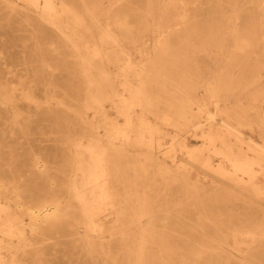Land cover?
<instances>
[{"label": "bare ground", "instance_id": "1", "mask_svg": "<svg viewBox=\"0 0 264 264\" xmlns=\"http://www.w3.org/2000/svg\"><path fill=\"white\" fill-rule=\"evenodd\" d=\"M3 9L0 27L14 32L23 19L34 40L10 43L35 53L22 60L32 80L0 82L13 115L3 134L16 140L0 141V264H52L50 253L70 252L80 257L68 264H237L241 236L252 240L239 264H264V221L162 161L164 132L149 120L194 130L199 147L174 139L168 154L178 144L193 165L264 202V0H0ZM18 96L39 112L22 114ZM37 118L57 131L61 157L12 153L15 131L34 136ZM255 126L263 143L242 133ZM28 163L39 176L24 178Z\"/></svg>", "mask_w": 264, "mask_h": 264}, {"label": "rangeland", "instance_id": "2", "mask_svg": "<svg viewBox=\"0 0 264 264\" xmlns=\"http://www.w3.org/2000/svg\"><path fill=\"white\" fill-rule=\"evenodd\" d=\"M20 7V6H19ZM23 8V7H20ZM7 9H3L0 11V22H5V17L7 16ZM24 20L21 19L18 21L16 28L13 29L14 32H11V29L7 26L0 27V82L3 84H6L10 87L15 88H21L24 81L32 80L33 74L28 73L26 70V66H24L23 58L29 57L30 55H33L35 52L32 49H23L17 45H14L10 43V41H15L16 44H20L21 42H26L27 44L32 45L34 43V40L29 39L30 33L26 31L25 27L23 26ZM50 35L53 36V33L50 32ZM55 63H61V61H55ZM202 65L206 64L205 62L201 63ZM210 68L214 67V63L210 62L208 63ZM246 69V68H245ZM242 68H240L237 71H234V74H241ZM244 73H247L245 71ZM32 74V75H31ZM50 79V77H47ZM119 90L121 93L123 92V88L119 87ZM201 95H204L205 90L204 88L201 89L199 92ZM38 100L44 103L46 101V89L42 88L37 93ZM18 102V109L19 111L24 114L28 115L29 113L37 114L39 112L36 105L28 104L27 102L23 101L21 96L17 97ZM249 102L247 99H244L243 101V108H248ZM55 107V106H54ZM210 110L214 111L215 106L211 105ZM107 111L111 118L113 120H117L120 123H124L125 119L117 113V111L114 108V105L112 103H107ZM140 112V110H138ZM141 113V112H140ZM256 116V114H253ZM204 119V118H203ZM13 120V115L11 112L2 106L0 104V141L3 145L8 146L10 144H13V140L10 135H4L5 128H7ZM149 120L153 123H158L160 127L162 128L164 135L162 138V142L164 143L163 151L160 152L161 160L167 163L169 166L173 167L175 170L178 167H184L189 170V172L193 175L194 179H198L201 184H203L207 189H213L215 186H219V189L222 190V194L220 195L221 198L229 199L232 202L223 204V207L225 208H231L238 212L240 215H253L260 219L261 222L264 221V202L260 201L258 199H253L252 196L248 192H241V190L236 189L232 182L226 179L219 178L215 174L208 172L204 169H201L195 165L189 160V155L186 150L182 149V147L178 144H176V152L170 153L172 155L171 158L170 154H168L171 145L173 144L174 139H178L179 141H187L191 148H197L202 144V138L197 136L194 130H178L172 126H167L163 124L161 121H158L155 117L150 116ZM204 123L205 119L203 120ZM31 126V129L34 130L35 134L34 136L29 135V137H26L23 132L19 129L15 131V136L17 141L23 146L20 150V146H15L14 151L12 153L21 155V158L24 159L25 155L24 153L27 150H30L32 154H40L44 155L47 158H50L52 155L58 154L61 157L62 153L61 150L57 147V144L60 140L57 139V131L51 129L49 126V123L47 121H44L42 118H37L34 120H31L30 123H28V126ZM25 126V125H24ZM41 129L43 131H41ZM242 133L245 137L248 138V141H250V138H253L259 143H263V138L261 136V130L258 126H255L254 128L251 127H242ZM65 132V130L60 131V133ZM57 133V134H56ZM28 135V134H26ZM16 141V140H14ZM235 142V140H234ZM244 148L248 151V146L243 145ZM20 150V151H19ZM135 151L140 150V148H135ZM19 152V153H18ZM250 155L252 152H249ZM213 164L215 166H218L221 163V160L219 157L212 155ZM23 161V160H22ZM49 166V162H47ZM227 164V163H226ZM59 164L57 163L55 166L57 167ZM27 169H24L21 174H23L24 178L27 177V179L31 176H39L37 175L38 172H36L35 169H33L32 163L27 164ZM229 166V164H227ZM31 169L27 172V170ZM53 173V170H52ZM259 182L264 185V173L259 175L258 178ZM178 190V189H177ZM226 190L230 191H238L237 196H230L226 194ZM173 198H178L177 195H174ZM226 214H229L230 211H225ZM193 214V213H192ZM115 221V214H111L107 217L106 223L112 224ZM244 221V220H240ZM26 231L28 237H32L30 230H29V221H26ZM67 239V238H64ZM240 239L245 240L246 244L243 245V251L242 252H236L232 251V257L233 259H237V264L240 263L242 259H244L246 251L248 250V247L251 245L252 238L250 237H244L241 236ZM34 241H37L34 239ZM61 240L58 239V237H53L49 243H51V248H53L55 243L60 242ZM67 241V240H62ZM19 244L18 241H16L14 244H11L12 246H17ZM36 243V247L43 246V244ZM233 244V242H231ZM45 247V245H44ZM231 247L228 249L230 250ZM35 251L31 252V256L34 255ZM7 254V251L5 255ZM10 255H7V260H12L10 258ZM80 254L77 252H70L68 255V259L64 260L60 254L53 255V253L49 254V257L46 259L52 264H68L69 260L76 262L77 259H79Z\"/></svg>", "mask_w": 264, "mask_h": 264}]
</instances>
